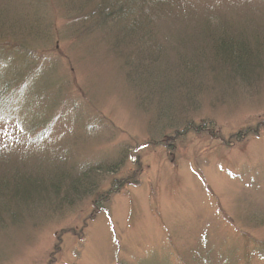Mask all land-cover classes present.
<instances>
[{
    "label": "rangeland",
    "instance_id": "obj_1",
    "mask_svg": "<svg viewBox=\"0 0 264 264\" xmlns=\"http://www.w3.org/2000/svg\"><path fill=\"white\" fill-rule=\"evenodd\" d=\"M24 1L0 0V13L23 15ZM37 1L38 25H48L52 41L19 36L29 42L25 54L23 43L0 46L8 63L0 77L21 73L10 90L20 84L34 98L11 131L60 102L46 145L0 138L5 158L23 153L33 164L63 150L79 164L121 155L122 165L74 207L1 229L0 264H264V75L250 86L203 83L187 100L177 93L180 123L171 126L139 102L126 57L93 32L74 34L65 0ZM179 4L185 22L209 12L264 25V0Z\"/></svg>",
    "mask_w": 264,
    "mask_h": 264
},
{
    "label": "trees",
    "instance_id": "obj_2",
    "mask_svg": "<svg viewBox=\"0 0 264 264\" xmlns=\"http://www.w3.org/2000/svg\"><path fill=\"white\" fill-rule=\"evenodd\" d=\"M179 1L65 0L64 5L77 37L93 36L87 31L93 32L99 42L107 41L111 50L121 58L126 57L127 75L138 90L139 102L145 107L149 105L147 108H153L156 116L171 126L180 123L175 116L181 108L177 93L187 100L197 95L196 88L203 83L236 82L250 86L264 75L263 24L236 23L209 12L185 22L179 19L182 16ZM23 4L20 11L23 15H11L5 9L0 13V46L9 48L11 42L7 40L16 43L14 46L23 43L25 54V50H30L29 42H50L53 35L43 34L50 29L48 25L47 30L38 25V1L26 0ZM19 36L29 42L17 41ZM0 61V69L8 64ZM19 74V77H0V128L3 129L0 138L8 146L20 142L26 148L32 144L45 146L50 136L51 114L60 100L52 104L50 112L45 108L40 110L42 114L37 113L40 120H31L32 110L25 118L28 124L24 131H11L12 127L20 126L21 112L29 114L34 102L31 93L24 92L26 87L23 89L19 84L14 91L10 90L22 77ZM186 126L183 123V129ZM3 146L0 147L4 158H0V230L20 226L24 221L30 223L28 218L33 214L39 216L41 211L52 213L74 207L97 193L100 175L117 173L122 165L121 155L114 161L79 164L63 150L50 151V155L41 158L38 155L39 159L29 164L31 160L23 153L21 160L6 159ZM116 186L115 190L120 189L119 184Z\"/></svg>",
    "mask_w": 264,
    "mask_h": 264
}]
</instances>
